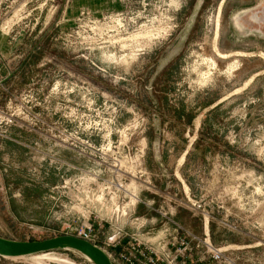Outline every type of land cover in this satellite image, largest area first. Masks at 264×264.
<instances>
[{
  "label": "rangeland",
  "instance_id": "1",
  "mask_svg": "<svg viewBox=\"0 0 264 264\" xmlns=\"http://www.w3.org/2000/svg\"><path fill=\"white\" fill-rule=\"evenodd\" d=\"M117 206L264 264V0H0V237Z\"/></svg>",
  "mask_w": 264,
  "mask_h": 264
},
{
  "label": "built area",
  "instance_id": "2",
  "mask_svg": "<svg viewBox=\"0 0 264 264\" xmlns=\"http://www.w3.org/2000/svg\"><path fill=\"white\" fill-rule=\"evenodd\" d=\"M140 202L142 200L137 198V203ZM147 206L150 210V205ZM125 208L117 206L113 211L112 208L101 210L110 220L106 244L116 247L127 240L118 254L120 264H245L239 247L214 244L206 228L199 235L176 221L169 211H160L163 220L157 227V222L152 218L134 216L135 208ZM64 233L98 246V233L90 220L81 223L67 221L64 223ZM103 250L115 262L113 253Z\"/></svg>",
  "mask_w": 264,
  "mask_h": 264
},
{
  "label": "water",
  "instance_id": "3",
  "mask_svg": "<svg viewBox=\"0 0 264 264\" xmlns=\"http://www.w3.org/2000/svg\"><path fill=\"white\" fill-rule=\"evenodd\" d=\"M67 247L90 257L95 264H113L102 248L74 235L66 234L35 241H19L0 237V255L3 257H23Z\"/></svg>",
  "mask_w": 264,
  "mask_h": 264
},
{
  "label": "crops",
  "instance_id": "4",
  "mask_svg": "<svg viewBox=\"0 0 264 264\" xmlns=\"http://www.w3.org/2000/svg\"><path fill=\"white\" fill-rule=\"evenodd\" d=\"M188 153V151H186V154ZM185 154V152H184ZM186 156V155H185ZM184 162H186V159L184 158H181L180 159V164H178L179 166L181 164H183ZM179 172L175 173L176 176H179L178 175ZM140 214H146L147 213V210L145 212H140V210L138 211ZM149 213H147L151 218H152V221H156L157 223L158 222H162V217L160 216V213L159 212H156V213H151V211H148ZM151 218H148V219H151ZM108 233V230H104L103 231V236L101 237V243H102V247H104V249H107L108 251L110 252H113L115 255L119 254L120 251L123 249L125 243L127 240H124V242L118 246H110V245H107L106 244V234ZM105 245V246H104Z\"/></svg>",
  "mask_w": 264,
  "mask_h": 264
},
{
  "label": "bare ground",
  "instance_id": "5",
  "mask_svg": "<svg viewBox=\"0 0 264 264\" xmlns=\"http://www.w3.org/2000/svg\"><path fill=\"white\" fill-rule=\"evenodd\" d=\"M67 248L72 249L70 247H67ZM41 254H46V253L45 252H42V253L34 254V256H38V255H41ZM83 256H85L92 264H95L94 261L90 257L86 256L85 254H83Z\"/></svg>",
  "mask_w": 264,
  "mask_h": 264
}]
</instances>
